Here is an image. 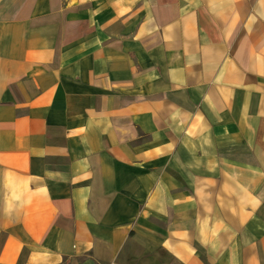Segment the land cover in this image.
I'll return each instance as SVG.
<instances>
[{
  "label": "crops",
  "instance_id": "0c3cea01",
  "mask_svg": "<svg viewBox=\"0 0 264 264\" xmlns=\"http://www.w3.org/2000/svg\"><path fill=\"white\" fill-rule=\"evenodd\" d=\"M0 264H264V0H0Z\"/></svg>",
  "mask_w": 264,
  "mask_h": 264
}]
</instances>
